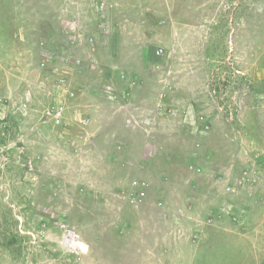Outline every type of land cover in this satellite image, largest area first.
Segmentation results:
<instances>
[{
    "label": "rangeland",
    "instance_id": "obj_1",
    "mask_svg": "<svg viewBox=\"0 0 264 264\" xmlns=\"http://www.w3.org/2000/svg\"><path fill=\"white\" fill-rule=\"evenodd\" d=\"M0 264H264V0H0Z\"/></svg>",
    "mask_w": 264,
    "mask_h": 264
},
{
    "label": "built area",
    "instance_id": "obj_2",
    "mask_svg": "<svg viewBox=\"0 0 264 264\" xmlns=\"http://www.w3.org/2000/svg\"><path fill=\"white\" fill-rule=\"evenodd\" d=\"M164 53V49L163 48H159L157 50V54L158 55H161ZM59 113V112H58ZM57 113V114H58ZM57 120H59V118H57ZM147 182L143 179H136L134 182H133V193H132V201L133 202H138V200H141L145 197L146 195V186H147ZM61 228L64 229V236H63V242L65 245H69V243L66 242V237L69 236V234H75V231L67 228L64 224H61ZM83 242V241H82ZM81 247V246H79ZM71 249V247H70ZM71 250H74V249H71ZM75 252H83L82 249H78V250H74Z\"/></svg>",
    "mask_w": 264,
    "mask_h": 264
},
{
    "label": "crops",
    "instance_id": "obj_3",
    "mask_svg": "<svg viewBox=\"0 0 264 264\" xmlns=\"http://www.w3.org/2000/svg\"><path fill=\"white\" fill-rule=\"evenodd\" d=\"M90 96H92V95H90ZM100 113V112H99ZM101 114V113H100ZM106 120V119H105ZM105 120L103 119V122H101V123H99V124H110V122L109 123H107V122H105ZM97 121H99V120H97ZM118 124V123H117ZM111 125H113V124H111ZM123 127H125L126 128V126L125 125H123V126H120V127H117V128H115V127H113L112 129H113V131H114V137L116 138V139H120V137H124L125 139H127V140H129L130 138H129V136L130 137H133V138H135V135H134V133L133 132H131L130 133V131H127V129H124ZM88 128V129H87ZM86 128V130H87V132H86V137L88 136V133H91V131H92V124L90 125V126H88ZM139 130H142V129H139ZM144 131V130H143ZM92 133H95V131H93ZM113 137V136H112Z\"/></svg>",
    "mask_w": 264,
    "mask_h": 264
}]
</instances>
